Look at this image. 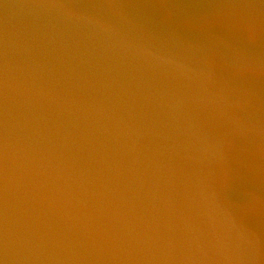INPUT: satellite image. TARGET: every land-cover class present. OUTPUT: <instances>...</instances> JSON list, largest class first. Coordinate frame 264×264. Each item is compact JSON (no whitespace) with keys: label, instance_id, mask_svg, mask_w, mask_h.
Returning <instances> with one entry per match:
<instances>
[{"label":"water","instance_id":"95a60500","mask_svg":"<svg viewBox=\"0 0 264 264\" xmlns=\"http://www.w3.org/2000/svg\"><path fill=\"white\" fill-rule=\"evenodd\" d=\"M0 264H264V0H0Z\"/></svg>","mask_w":264,"mask_h":264}]
</instances>
